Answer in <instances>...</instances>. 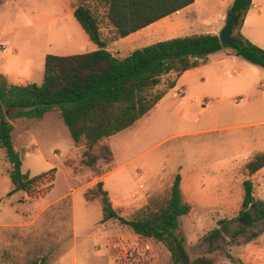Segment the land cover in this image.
Returning a JSON list of instances; mask_svg holds the SVG:
<instances>
[{
    "label": "rangeland",
    "instance_id": "1",
    "mask_svg": "<svg viewBox=\"0 0 264 264\" xmlns=\"http://www.w3.org/2000/svg\"><path fill=\"white\" fill-rule=\"evenodd\" d=\"M78 6L96 17L101 38L114 51L118 38L104 0H11L0 3L2 63H13L26 83L40 84L43 55L89 51L93 45L72 15ZM175 20L157 21L135 44L125 41L119 55L171 36L157 27ZM231 57L228 48L208 55L203 80L187 84L183 96L175 83L131 127L104 140L112 159L99 160L93 170L81 164L83 143L72 142L56 112L38 121H11L21 171L37 180L31 191L7 196L9 165L0 151V264L42 257L48 264H170L160 243L134 235L115 220L99 222L95 185L103 176L118 214L130 218L151 197L164 194L177 174L191 206L179 229L190 259L264 264V223L235 238L237 222L219 224L236 216L246 179L253 183L254 198L264 202V169L252 175L246 170L255 154L264 153V69ZM171 79L163 77L156 91ZM215 230L220 238L213 237ZM252 232L258 236L252 239ZM118 241L122 246L113 248Z\"/></svg>",
    "mask_w": 264,
    "mask_h": 264
},
{
    "label": "trees",
    "instance_id": "2",
    "mask_svg": "<svg viewBox=\"0 0 264 264\" xmlns=\"http://www.w3.org/2000/svg\"><path fill=\"white\" fill-rule=\"evenodd\" d=\"M193 1L104 0L106 18L115 38H125ZM250 6L251 0H233L227 11L225 24L233 16L232 30H236L231 45H222L217 35H191L158 41L137 48L125 57L115 56L106 49L96 17L88 8L76 7L72 15L88 41L96 46L94 51L46 55L40 84L13 85L0 74V151L9 165L7 173L11 184L7 196L31 191L37 180L21 171V158L11 142L13 120L38 121L56 112L72 142L83 143L81 164L93 170L99 160L112 159L109 148L102 142L147 114L182 73L203 64L208 55L228 48L234 57L264 69V50L240 34ZM170 75L173 79L167 81L165 89L156 91L162 78ZM263 167L264 153L255 154L246 164L250 175ZM95 187L100 200L101 223L115 220L134 235L160 243L169 254L170 264H212L206 257L190 259L184 248V239L179 234L180 219L190 212L191 206L183 198L179 174L164 194L151 197L130 218L120 216L112 207L101 182ZM242 191L236 216L219 222L222 226L238 223L233 238L245 234L259 222L264 223V202L254 198L251 180L242 182ZM257 236L258 232L251 233L252 239ZM213 237L220 238V231L215 230ZM28 264L48 263L42 257Z\"/></svg>",
    "mask_w": 264,
    "mask_h": 264
},
{
    "label": "crops",
    "instance_id": "3",
    "mask_svg": "<svg viewBox=\"0 0 264 264\" xmlns=\"http://www.w3.org/2000/svg\"><path fill=\"white\" fill-rule=\"evenodd\" d=\"M6 1H11V0H0V3L6 2ZM57 1L58 0H56V2ZM232 2L233 0H194L191 5L163 19L158 20V22L159 21L161 22L165 19L169 20V18H176L174 22L168 23L166 21L167 23H164L162 26L157 27L160 29V33L163 32L165 34L171 35L160 41H164V40H168V39L176 38V37L191 36V35H202V34L218 35L223 29L219 27L218 23L225 24L226 14ZM251 10H252V14L250 13ZM254 17H256L257 19H255ZM156 23L157 21L143 29H140L126 36L125 38H118L114 40L113 42L114 44L113 46H115L114 51L109 46H106V49L115 56L125 57V56L119 55V51H120V48H122L123 43L128 40L130 43L135 44L139 40L138 38L139 36H141L144 30L147 28L148 29L152 28L153 26H155ZM240 34L245 40L255 45L256 47L264 50V0H251V6L249 10L246 12L243 18L241 27H240ZM153 43H149V44H153ZM92 45L93 46L90 48V50L85 51V52L94 51L96 49V46L94 44ZM45 56L46 55L42 56L43 61H44ZM231 56H232L231 57L232 61L235 62L236 60L235 58L237 57H234L232 54ZM220 60L221 59H218V61ZM206 61H207V58L204 63H206ZM12 64L13 63H10V65L3 64L2 59L0 57V74L5 76L10 84H13V85L26 84L25 80H23L22 78L18 76L19 73L14 69ZM203 65L204 64H201L196 68H192V69L185 71L176 79L175 83L180 84V88L178 89L180 91L179 95H182V96L184 95L183 88H186L187 84L194 83L198 79L203 80V78H201ZM250 71L252 73L259 72L258 69L255 67H251ZM262 90L264 92L263 83H262ZM262 110H264V99L263 98H262ZM262 123H264V120L262 121ZM262 152H264V149L262 150ZM262 169H264V167ZM111 172L112 171L108 172V175H110ZM99 180L100 181L98 182H101L103 184V190L108 192L106 185H105V179H103V176ZM181 192H182V182H181ZM107 195L111 202L112 207L115 209L116 204L114 200L110 198L109 193ZM100 220H101V215H100L99 222ZM102 228L104 229V225H102Z\"/></svg>",
    "mask_w": 264,
    "mask_h": 264
},
{
    "label": "water",
    "instance_id": "4",
    "mask_svg": "<svg viewBox=\"0 0 264 264\" xmlns=\"http://www.w3.org/2000/svg\"><path fill=\"white\" fill-rule=\"evenodd\" d=\"M233 21H234V17L231 16L224 28L221 30V32L217 35L218 37V40L219 42L222 44V45H231L232 42H233V38H232V29H233Z\"/></svg>",
    "mask_w": 264,
    "mask_h": 264
},
{
    "label": "built area",
    "instance_id": "5",
    "mask_svg": "<svg viewBox=\"0 0 264 264\" xmlns=\"http://www.w3.org/2000/svg\"><path fill=\"white\" fill-rule=\"evenodd\" d=\"M139 237V236H138ZM141 238V237H140ZM122 246V243H121V241L119 242H116L115 244H113V248H120ZM145 248H148V246H146Z\"/></svg>",
    "mask_w": 264,
    "mask_h": 264
}]
</instances>
